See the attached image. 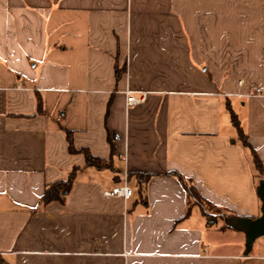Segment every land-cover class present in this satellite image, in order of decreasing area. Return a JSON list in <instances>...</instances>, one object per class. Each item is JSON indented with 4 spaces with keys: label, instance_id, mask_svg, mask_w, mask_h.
<instances>
[{
    "label": "crops",
    "instance_id": "0c3cea01",
    "mask_svg": "<svg viewBox=\"0 0 264 264\" xmlns=\"http://www.w3.org/2000/svg\"><path fill=\"white\" fill-rule=\"evenodd\" d=\"M171 172L225 217L260 216L264 0H0V264H264L243 239L206 245L218 221L244 234L186 215ZM124 183L129 199L104 196Z\"/></svg>",
    "mask_w": 264,
    "mask_h": 264
},
{
    "label": "trees",
    "instance_id": "16d2710c",
    "mask_svg": "<svg viewBox=\"0 0 264 264\" xmlns=\"http://www.w3.org/2000/svg\"><path fill=\"white\" fill-rule=\"evenodd\" d=\"M119 75H120V72L117 73V77H119ZM231 116H232V123H233V125L236 128L237 133H238L239 142L241 143L243 148L250 151V153L252 155L251 157H252L253 167L256 170V172L258 173V175L262 176L263 172H262V165H261L260 160L258 159L254 150L247 143V136L242 131L236 115H234L232 113ZM65 134H66V139L68 141V151L70 153H81V154H83L84 158H85V166L86 167H93V168H97V169H102V168H107L109 166V164L106 161L91 156L86 149H80V150L76 151L72 146V142H71L72 134H71V132L65 131ZM77 170H78L77 168H74L68 174V177L65 181H58V182L46 184L44 187L43 194L39 198V205L44 206V205H47L51 202L63 203L66 196L69 194L71 187L74 183L75 174H76ZM167 174L176 176L178 178L180 184L184 188L186 194H187L189 205H188V208L186 211V215L190 213L191 206L196 205L200 208L204 217H206L208 226L212 225V223H210L209 221L214 223V222H216V220L218 218L223 219V215H222L223 211L221 209H218V208L212 206L207 201L202 199L198 195L196 188L188 180L184 179L181 175H179L176 172H171V173H167ZM133 176H135L137 178V181L140 185L146 184L148 182V180L152 177V175H148V174H138V175H133ZM224 228H228V227L226 225H224Z\"/></svg>",
    "mask_w": 264,
    "mask_h": 264
},
{
    "label": "water",
    "instance_id": "95a60500",
    "mask_svg": "<svg viewBox=\"0 0 264 264\" xmlns=\"http://www.w3.org/2000/svg\"><path fill=\"white\" fill-rule=\"evenodd\" d=\"M257 193L261 203L260 216L255 219L237 216H223L224 224L228 228L244 234V254H248L250 252L252 245L256 239L264 236V180L259 181Z\"/></svg>",
    "mask_w": 264,
    "mask_h": 264
},
{
    "label": "rangeland",
    "instance_id": "374dc122",
    "mask_svg": "<svg viewBox=\"0 0 264 264\" xmlns=\"http://www.w3.org/2000/svg\"><path fill=\"white\" fill-rule=\"evenodd\" d=\"M236 109L239 111V107L236 106ZM209 222L211 223V221ZM220 225H221L220 221L212 225V228H210L211 232L205 236V241L207 242L206 245L211 244V245L219 246V244H221V246L219 247L228 248L229 246L230 247L232 246L233 242L238 241V239H241V240L243 239L244 240V251H245V236H243L242 234H235L234 232H225V234H221L219 232L217 234L216 231L220 229ZM251 253L264 255V236H261L254 241L252 248H251Z\"/></svg>",
    "mask_w": 264,
    "mask_h": 264
},
{
    "label": "built area",
    "instance_id": "2783aa9c",
    "mask_svg": "<svg viewBox=\"0 0 264 264\" xmlns=\"http://www.w3.org/2000/svg\"><path fill=\"white\" fill-rule=\"evenodd\" d=\"M263 91L261 89H255V94L261 95ZM143 101V97L136 98L135 96L131 95L130 93L126 95V106L133 107L135 105L140 104ZM132 195V189L124 183L121 186H117L110 191H105L104 196L106 197H115V198H120L123 200H127L131 197Z\"/></svg>",
    "mask_w": 264,
    "mask_h": 264
}]
</instances>
